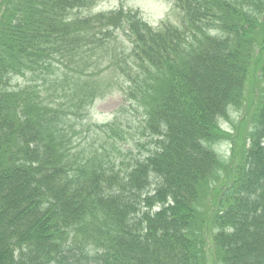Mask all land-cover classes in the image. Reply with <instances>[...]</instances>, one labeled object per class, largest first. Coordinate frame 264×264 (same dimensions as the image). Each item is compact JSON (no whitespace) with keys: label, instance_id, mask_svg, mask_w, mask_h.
<instances>
[{"label":"trees","instance_id":"16d2710c","mask_svg":"<svg viewBox=\"0 0 264 264\" xmlns=\"http://www.w3.org/2000/svg\"><path fill=\"white\" fill-rule=\"evenodd\" d=\"M98 1L0 0V264H264V0Z\"/></svg>","mask_w":264,"mask_h":264},{"label":"rangeland","instance_id":"374dc122","mask_svg":"<svg viewBox=\"0 0 264 264\" xmlns=\"http://www.w3.org/2000/svg\"><path fill=\"white\" fill-rule=\"evenodd\" d=\"M119 6H122L125 9H138L141 12L142 17L153 25H157L160 20L169 14L172 8V5L168 0H104L96 11H93V13L111 10ZM119 103L120 98L116 95L112 99H108L103 103L97 104L94 108V112L90 113L89 119L94 124L100 125V123L110 119L109 115L117 109ZM239 116V114H234L228 110L226 112L227 122L220 121L221 130L225 131L228 135H231L232 126L229 125V122H231L234 126H237L241 118ZM228 147L229 146L226 143L217 146L216 148L218 150V154L220 156H227Z\"/></svg>","mask_w":264,"mask_h":264}]
</instances>
